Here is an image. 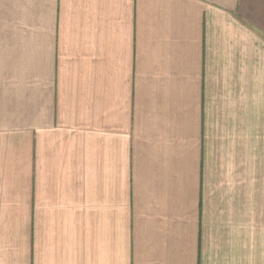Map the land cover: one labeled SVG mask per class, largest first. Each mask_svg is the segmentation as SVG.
Instances as JSON below:
<instances>
[{
  "label": "crops",
  "instance_id": "obj_1",
  "mask_svg": "<svg viewBox=\"0 0 264 264\" xmlns=\"http://www.w3.org/2000/svg\"><path fill=\"white\" fill-rule=\"evenodd\" d=\"M0 264H264V0H0Z\"/></svg>",
  "mask_w": 264,
  "mask_h": 264
}]
</instances>
